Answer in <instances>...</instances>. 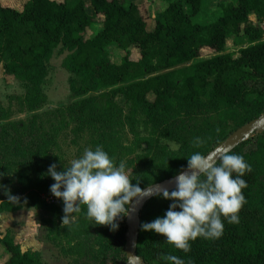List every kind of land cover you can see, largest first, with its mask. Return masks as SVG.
Segmentation results:
<instances>
[{"label": "trees", "instance_id": "1", "mask_svg": "<svg viewBox=\"0 0 264 264\" xmlns=\"http://www.w3.org/2000/svg\"><path fill=\"white\" fill-rule=\"evenodd\" d=\"M88 1L27 0L18 9L0 0V61L5 72L23 81L24 103L35 111L46 99L42 85L53 48L68 50L63 64L74 74L70 89L75 100L66 112L77 130L93 132V151L100 147L116 167L123 162L125 170L132 169L133 185L142 188L175 175L191 155L205 154L263 110L264 29L250 14L264 21V0L221 2L218 16L207 23L192 20L204 0H169L152 28L134 0ZM95 21L101 28L88 33ZM230 35L247 37L236 56L225 50ZM113 44L126 51L119 62L109 49ZM132 45L138 48L137 58H130ZM205 47L213 54L201 56ZM117 96L129 105L127 113ZM6 115L0 107V212L25 204L64 216V203L42 197L55 183L49 167L56 164L63 171L49 154L57 144L58 127L44 128L37 113L28 122L5 121ZM125 124L133 134L128 144L121 141ZM162 139L175 141L178 148ZM229 154L242 156L251 166L241 177L247 187L242 189L246 203L239 222L221 216L219 238L197 237L184 252L164 236L142 230L143 223L164 217L173 203L162 194L154 196L140 212L137 253L147 264H172L163 258L168 255L184 264H264V131ZM72 215L77 217L66 224V232L88 244L72 264H124L125 221L111 231L95 224L85 207ZM0 246L5 253L0 264H41L38 251L23 250L1 230Z\"/></svg>", "mask_w": 264, "mask_h": 264}, {"label": "clouds", "instance_id": "2", "mask_svg": "<svg viewBox=\"0 0 264 264\" xmlns=\"http://www.w3.org/2000/svg\"><path fill=\"white\" fill-rule=\"evenodd\" d=\"M199 143L202 141H198L197 146ZM229 152L221 150L212 157L198 152L191 155L187 170L181 171L172 181L176 184L175 190L169 192L164 187L158 190L164 199L173 201L164 217L143 223L142 230L154 231L164 236L170 245L188 252L189 241L222 235L221 216L228 218L229 223H238V213L246 203L242 189L247 183L241 177L251 172V166L242 156ZM56 168V164H52L48 174L55 181L50 187L51 193L64 203L62 226L75 220L72 214L81 211L80 205H86L87 216L95 224L110 226L115 231L119 228L117 220L128 215V205L134 198L144 195L138 184L131 183L124 163L116 167L100 147L95 151L86 149L83 156L72 160L71 166L64 171L58 172ZM233 173L237 174L235 178ZM9 199L18 200L10 194ZM163 258L172 264H184L175 255Z\"/></svg>", "mask_w": 264, "mask_h": 264}, {"label": "rangeland", "instance_id": "3", "mask_svg": "<svg viewBox=\"0 0 264 264\" xmlns=\"http://www.w3.org/2000/svg\"><path fill=\"white\" fill-rule=\"evenodd\" d=\"M5 4L22 9L27 0H1ZM88 3V0H85ZM169 0H136L145 13L146 25L148 28L154 26V17L159 16ZM229 0H204L202 10L192 20L194 22L207 23L218 16V4ZM250 18L259 23L264 29V21L258 19L254 13ZM100 22H93L88 33L98 31L101 28ZM246 36L230 35L226 39L225 50L233 55H238L239 47L246 43ZM113 59L117 62L126 53L125 50L116 45H110ZM211 48H202L201 56H210L213 54ZM68 50L63 49L61 45L53 48L52 54L47 61V75L43 82V91L45 101L35 111L29 110L24 103L25 87L21 79L13 74L5 72L3 62L0 61V107L7 111L5 121H23L28 122L34 113H37V122L44 128L57 126V144L50 149L49 154L52 161L61 164L63 171L71 166L74 159L83 156L86 149L93 151V132L88 128L77 130V123L74 122L66 112V107L73 101L74 95L70 89V80L74 74L66 69L63 59ZM130 58H137L139 55L136 45L129 48ZM116 101L123 107V112L127 113L129 105L125 103L122 96H117ZM137 129L141 134H146L142 125ZM123 137L121 141L128 144L132 140L133 134L130 132L127 124L123 126ZM170 148H178V143L168 139H162ZM146 146V143H142ZM248 143L246 146H249ZM214 146V145H213ZM212 148V147H211ZM136 148V151H140ZM118 167V166H117ZM131 168L125 170L128 175L131 174ZM46 196V195H44ZM77 217L76 215H73ZM63 216L55 215L45 209L21 206L13 211L0 212V230L2 233H8L14 241L24 249L36 250L40 254L41 264H72L74 259L79 257L88 244L77 237L70 236L65 226H62ZM113 231V230H111ZM5 253L0 246V262L4 259Z\"/></svg>", "mask_w": 264, "mask_h": 264}, {"label": "water", "instance_id": "4", "mask_svg": "<svg viewBox=\"0 0 264 264\" xmlns=\"http://www.w3.org/2000/svg\"><path fill=\"white\" fill-rule=\"evenodd\" d=\"M263 131L264 108L257 116L247 120L233 129L221 141L212 146V148L203 155L212 157L221 150L231 151L240 143ZM185 170H187V166L181 171ZM181 171L175 175L142 187L141 189L143 190L144 195L134 198L131 204L128 205V215L125 216L126 231L124 251L126 260L124 261V264H147L143 257L137 253V242L140 228V212L148 200L154 196L160 195L158 192L160 187L167 188L169 191L174 190L176 188V184L172 183V181H174V178Z\"/></svg>", "mask_w": 264, "mask_h": 264}, {"label": "built area", "instance_id": "5", "mask_svg": "<svg viewBox=\"0 0 264 264\" xmlns=\"http://www.w3.org/2000/svg\"><path fill=\"white\" fill-rule=\"evenodd\" d=\"M46 195V196H44ZM42 197L45 199L46 202L48 203H63L62 199L56 198L51 192H44L42 193ZM83 207L87 208L86 205H80V208L82 209ZM125 221V216L122 219H118L117 223H123Z\"/></svg>", "mask_w": 264, "mask_h": 264}, {"label": "crops", "instance_id": "6", "mask_svg": "<svg viewBox=\"0 0 264 264\" xmlns=\"http://www.w3.org/2000/svg\"><path fill=\"white\" fill-rule=\"evenodd\" d=\"M134 1H136V0H134Z\"/></svg>", "mask_w": 264, "mask_h": 264}]
</instances>
